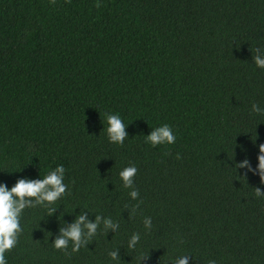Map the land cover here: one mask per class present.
Wrapping results in <instances>:
<instances>
[{
	"label": "trees",
	"instance_id": "1",
	"mask_svg": "<svg viewBox=\"0 0 264 264\" xmlns=\"http://www.w3.org/2000/svg\"><path fill=\"white\" fill-rule=\"evenodd\" d=\"M257 48L264 0H0V182L62 164L68 186L22 212L7 264H117L113 249L118 264H264ZM106 112L126 125L121 145L107 139ZM164 123L175 142L144 143ZM129 164L135 200L118 177ZM82 211L119 227L101 224L75 253L54 249Z\"/></svg>",
	"mask_w": 264,
	"mask_h": 264
},
{
	"label": "clouds",
	"instance_id": "2",
	"mask_svg": "<svg viewBox=\"0 0 264 264\" xmlns=\"http://www.w3.org/2000/svg\"><path fill=\"white\" fill-rule=\"evenodd\" d=\"M99 7V2H97ZM255 55H252V62L257 68L264 69V51L259 48L255 49ZM250 113L264 115V106L256 102L251 103ZM104 131L109 143L117 145L123 144L127 133L125 132V124L118 113L106 112L104 114ZM106 125V126H105ZM176 135L173 129L167 124L151 128L148 135H144V143L155 147L156 145L173 144ZM258 163L256 170L258 171L261 183H264V144L259 145V154L257 156ZM240 167H248L252 170L248 161L245 159L240 162ZM65 167L57 164L55 168L45 171L42 175L38 174L37 178L20 177L8 186L0 182V264H7L6 253L13 249L18 241V236L22 231L20 220L21 214L26 208H32L37 205H52L66 193L67 185L64 183ZM137 172L135 164H129L121 168L118 177L124 188L130 189L128 196L135 200L138 192L133 187V177ZM255 196L264 197V190L255 188ZM55 208H48L49 215L54 212ZM151 223L149 217H144L143 224L147 229ZM102 224L103 229H117L119 225L110 217L105 216L101 220L100 215H95L93 221H89L83 214L77 215L74 221L59 229V235L56 236L51 246L54 249L65 250L71 243V252H77L82 246H86L88 241L95 236L98 227ZM139 240V234L133 233L128 240V248L132 249ZM108 257L114 261H119L117 251L115 249L107 253ZM171 264H188V256H180L173 258ZM208 264H216L214 260H209Z\"/></svg>",
	"mask_w": 264,
	"mask_h": 264
}]
</instances>
